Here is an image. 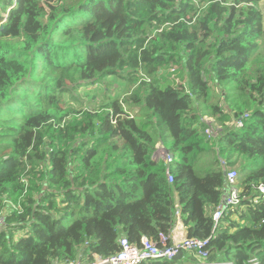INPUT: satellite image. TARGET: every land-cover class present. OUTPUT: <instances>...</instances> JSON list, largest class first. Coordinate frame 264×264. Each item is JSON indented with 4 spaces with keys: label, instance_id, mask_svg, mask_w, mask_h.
<instances>
[{
    "label": "trees",
    "instance_id": "1",
    "mask_svg": "<svg viewBox=\"0 0 264 264\" xmlns=\"http://www.w3.org/2000/svg\"><path fill=\"white\" fill-rule=\"evenodd\" d=\"M258 1L0 0V264L92 262L121 238L159 242L178 218L210 261L264 264ZM170 66L179 86L163 82ZM107 78L115 92L68 105ZM125 106L151 112L159 140ZM156 141L172 163L153 157ZM229 168L242 200L214 228Z\"/></svg>",
    "mask_w": 264,
    "mask_h": 264
},
{
    "label": "built area",
    "instance_id": "2",
    "mask_svg": "<svg viewBox=\"0 0 264 264\" xmlns=\"http://www.w3.org/2000/svg\"><path fill=\"white\" fill-rule=\"evenodd\" d=\"M248 114H245L247 117ZM206 128L205 134L209 135L210 131L213 130L215 122L212 118L204 119ZM236 127L242 126V120L239 119L234 122ZM216 128V126H215ZM214 128V130H215ZM154 158H161L166 164L173 162V156L168 151L163 149H156L153 154ZM167 178L170 182L173 181V176L167 170ZM237 171L234 168H229L226 173L227 187L224 197L215 206L212 212V219L214 222V228L220 223V219L224 213L231 207L236 206L241 202L242 198L240 195V189L237 187ZM258 194L264 197V183L259 184L255 187ZM3 222L0 217V223ZM169 238L170 245L166 244V240ZM140 244L136 245L129 242L126 238L120 239V250L108 257L95 256L92 262H83L79 260L64 261L55 264H138L140 261H147L150 259L156 260H172L180 251H184L187 254L183 255L185 260L189 262H176L173 264H231L229 262H214L209 260V251L205 248L208 240H201L198 238H190L187 236V232L178 218L175 222L174 227L170 230L167 237L160 235V241L155 242L149 238L142 237ZM191 256V257H190ZM191 258L193 261L191 262Z\"/></svg>",
    "mask_w": 264,
    "mask_h": 264
},
{
    "label": "rangeland",
    "instance_id": "3",
    "mask_svg": "<svg viewBox=\"0 0 264 264\" xmlns=\"http://www.w3.org/2000/svg\"><path fill=\"white\" fill-rule=\"evenodd\" d=\"M257 9L259 10L261 16L264 18V0H260L257 3ZM163 72V79L166 81H163L164 84H170L173 86H179L182 84L181 78L178 77L177 75V70L173 67H166L162 70ZM209 76V75H208ZM210 77V76H209ZM118 81H113L112 79L107 78L106 81H103L99 84H94V85H86L82 86L77 89V91L72 90V95H67L66 96V101L69 103V106H72L73 108H79L82 106L83 108H86L88 106H91L94 104L92 95L95 94L97 96V99H100L103 97V91L106 92V94H112L113 88L119 86ZM107 85V88L105 87ZM212 87L216 88L217 86L214 83H211ZM106 88V89H105ZM78 103V104H77ZM125 109H127L130 114L134 116V118L139 121V122H144L145 120H150L152 117L151 112H149L147 109L138 108V107H127L125 106ZM205 118H212L215 122V125H213V130L210 131L208 137H214L218 133V123H216L215 119L211 116L203 115L201 120L205 123L204 119ZM154 120V119H153ZM152 122V120H150ZM206 125V124H205ZM216 126V128H215ZM207 127V126H206ZM215 128V130H214ZM149 132L154 135L156 140H159L157 138V130L154 126V123L152 122V127H149ZM155 148L156 149H163L164 147L161 145L159 141H156L155 143ZM177 155V154H176ZM178 157H176L177 159ZM179 262H189V260H185L184 257L179 261Z\"/></svg>",
    "mask_w": 264,
    "mask_h": 264
},
{
    "label": "water",
    "instance_id": "4",
    "mask_svg": "<svg viewBox=\"0 0 264 264\" xmlns=\"http://www.w3.org/2000/svg\"><path fill=\"white\" fill-rule=\"evenodd\" d=\"M171 157H172V155H171Z\"/></svg>",
    "mask_w": 264,
    "mask_h": 264
}]
</instances>
